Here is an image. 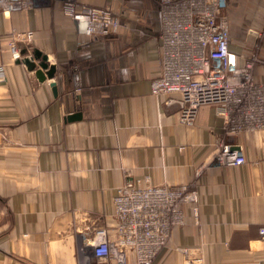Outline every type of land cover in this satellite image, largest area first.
Segmentation results:
<instances>
[{
	"label": "crops",
	"instance_id": "crops-1",
	"mask_svg": "<svg viewBox=\"0 0 264 264\" xmlns=\"http://www.w3.org/2000/svg\"><path fill=\"white\" fill-rule=\"evenodd\" d=\"M65 1L0 12V264H109L93 242L99 228L116 237L114 199L126 182L199 191V222L185 207L154 264H264V130L228 136L211 106L187 124L169 96L152 94L163 58L157 0H75L119 16V32L105 38L79 31ZM236 2L228 13L243 32L232 41L238 55L256 42L264 0ZM25 32L15 59L9 41ZM259 45L255 77L264 81ZM227 145L243 165L219 162Z\"/></svg>",
	"mask_w": 264,
	"mask_h": 264
},
{
	"label": "built area",
	"instance_id": "built-area-1",
	"mask_svg": "<svg viewBox=\"0 0 264 264\" xmlns=\"http://www.w3.org/2000/svg\"><path fill=\"white\" fill-rule=\"evenodd\" d=\"M34 0H0V12L14 13L31 7ZM161 23L162 67L151 84L152 94L169 96L168 104L179 106L181 120L192 124L204 106L215 108L228 136L245 131L264 130V81L255 70L262 60L259 43L264 41V27L257 32L251 49L241 54L231 51L229 0H157ZM64 12L89 37L105 38L117 34L121 20L108 6L87 7L66 0ZM32 32L20 33L9 45L13 58L20 59L17 40L29 41ZM6 70L0 66V82ZM174 95H179L174 99ZM221 164L240 166L246 162L240 150L224 146ZM116 237L108 228L96 230L94 254L111 264H128L132 254L136 264H154L166 249L174 228L185 224L181 204L192 205L199 222L200 194L195 186L142 187L127 182L115 199ZM264 238V227L260 229Z\"/></svg>",
	"mask_w": 264,
	"mask_h": 264
},
{
	"label": "rangeland",
	"instance_id": "rangeland-1",
	"mask_svg": "<svg viewBox=\"0 0 264 264\" xmlns=\"http://www.w3.org/2000/svg\"><path fill=\"white\" fill-rule=\"evenodd\" d=\"M237 0H229V3H228V7H229V4H230V6L231 7H236L237 5V2H236ZM228 16H229V13H228ZM230 18V17H229ZM231 23V22H230ZM263 24V27H264V22L262 23ZM261 24V25H262ZM232 26H233V24H232ZM231 26V38H232V41H233V43L234 42H242V41H244V39L242 38V34H243V32L241 33V31L240 30H238V29H234L233 27ZM240 27V26H239ZM252 41V42H251ZM250 42L247 40L246 41V44H248V47L250 46V47H252L253 45H254V43H253V39L251 40ZM251 44H249V43ZM262 42V41H261ZM261 42H258L259 44L261 43ZM260 46V45H259ZM127 183V182H126ZM130 183H132V182H130ZM136 185H138V184H136ZM124 186V185H123ZM140 186V185H139ZM154 186H163V185H154ZM180 186H184V185H180ZM144 187V186H143ZM178 187V186H177ZM198 190V189H197ZM198 193H199V191H198ZM117 194H118V192H117ZM185 207H188V209L191 211V213H192V205L191 204H188V203H183V204H181V210H182V212L184 213V216H185ZM200 211H201V203H199V215H200ZM193 214V213H192ZM100 261H102V262H105V263H109V264H111V262H109V261H105V260H101L100 259Z\"/></svg>",
	"mask_w": 264,
	"mask_h": 264
},
{
	"label": "water",
	"instance_id": "water-1",
	"mask_svg": "<svg viewBox=\"0 0 264 264\" xmlns=\"http://www.w3.org/2000/svg\"><path fill=\"white\" fill-rule=\"evenodd\" d=\"M37 55H39V54H37ZM44 59H45V61L47 60L46 57H45ZM41 66H42L44 69H47V68H48V65H47V64H42ZM55 71H56V69H55L54 67H52V68H50L45 74L42 73V71H40V72H38V75H39V77H40L42 80L45 79L46 76H47L48 78L51 79V78L54 77Z\"/></svg>",
	"mask_w": 264,
	"mask_h": 264
},
{
	"label": "bare ground",
	"instance_id": "bare-ground-1",
	"mask_svg": "<svg viewBox=\"0 0 264 264\" xmlns=\"http://www.w3.org/2000/svg\"><path fill=\"white\" fill-rule=\"evenodd\" d=\"M83 6H86V5H83ZM87 7H92V6H87ZM65 13V12H64ZM66 14V13H65ZM67 15V14H66ZM68 16V15H67ZM70 17V16H69ZM218 160H219V156H218ZM219 162H220V160H219ZM221 163V162H220ZM143 187V186H142ZM120 189V188H119ZM118 189V190H119Z\"/></svg>",
	"mask_w": 264,
	"mask_h": 264
}]
</instances>
